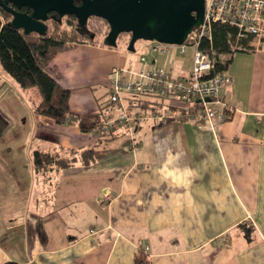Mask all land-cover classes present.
Returning a JSON list of instances; mask_svg holds the SVG:
<instances>
[{
  "label": "crops",
  "instance_id": "obj_1",
  "mask_svg": "<svg viewBox=\"0 0 264 264\" xmlns=\"http://www.w3.org/2000/svg\"><path fill=\"white\" fill-rule=\"evenodd\" d=\"M255 45L253 39L250 50L233 54L225 70L232 79L220 91L226 110L221 125L212 130L197 120L143 119L132 134L123 125L124 136L99 149L93 164L59 174L42 219L34 213L30 149H79L91 137L75 123L42 127L28 89L5 74L0 264H134L141 246L151 264H264V40ZM87 48L122 62L106 66L99 78L87 77ZM126 61L122 52L83 44L58 53L51 66L70 90L71 110L84 114L99 108L103 95L95 86L106 92L112 70L127 68ZM133 109L130 115L140 113ZM145 121L149 125L141 126Z\"/></svg>",
  "mask_w": 264,
  "mask_h": 264
},
{
  "label": "trees",
  "instance_id": "obj_2",
  "mask_svg": "<svg viewBox=\"0 0 264 264\" xmlns=\"http://www.w3.org/2000/svg\"><path fill=\"white\" fill-rule=\"evenodd\" d=\"M11 16L0 7V68L21 90L36 87L41 99L34 102L30 97L31 107L36 114L53 118L57 123L64 124L72 115L70 107V90L61 85L60 73L51 66L53 58L62 51L73 47L70 36L59 32L25 34L22 29L11 24ZM70 40V41H68ZM253 35L237 39L235 26L215 22L211 26V39L202 38L199 49L214 52L217 70H226L233 54L250 50ZM238 46L235 48L234 45ZM224 59H222V57ZM2 85V84H1ZM0 85V86H1ZM168 96L140 95L134 98V109L144 114L159 111L167 106ZM225 110V107H224ZM226 111V110H225ZM113 113V106L101 103L98 110L84 114H75L78 126L83 132H97V138L79 149H62L60 151H43L36 149L31 154L33 167V187L35 214L43 217L44 206L50 211V201L54 200V190L58 184L59 174L76 164L89 166L97 159V151L114 139L122 138L123 125L117 124L107 131H100V125ZM74 116V115H73ZM226 119V117H225ZM38 210V211H37ZM37 211V212H36ZM37 232L41 240L46 236L41 220L37 223ZM2 264H21L6 260ZM134 264H151V258L144 246H141L134 257Z\"/></svg>",
  "mask_w": 264,
  "mask_h": 264
},
{
  "label": "built area",
  "instance_id": "obj_3",
  "mask_svg": "<svg viewBox=\"0 0 264 264\" xmlns=\"http://www.w3.org/2000/svg\"><path fill=\"white\" fill-rule=\"evenodd\" d=\"M215 22L235 26L237 39L253 35L255 47H258L264 40V0H204L201 23L181 44L142 40L150 45L149 56L144 53L139 56L142 66L137 71L121 67L113 71L108 95L113 113L108 114L99 130L107 131L122 124L132 134L143 119L161 123L197 120L212 130L221 125L226 113L220 91L232 78L225 70H217L213 51L208 53L199 49L202 38L211 39V26ZM186 46L194 48L192 62L186 71L173 75L170 67L157 65L154 54H164L169 47H177L183 52ZM140 95L168 96V104L146 117L142 113L130 115L128 110L134 108V98ZM93 134L96 136L97 132ZM132 142L133 139L131 145H134Z\"/></svg>",
  "mask_w": 264,
  "mask_h": 264
},
{
  "label": "water",
  "instance_id": "obj_4",
  "mask_svg": "<svg viewBox=\"0 0 264 264\" xmlns=\"http://www.w3.org/2000/svg\"><path fill=\"white\" fill-rule=\"evenodd\" d=\"M9 3L31 13L13 10ZM0 7L12 14L11 24L25 34H43L42 21L49 12L74 15L81 26L90 16L100 17L109 25L104 43L116 47L118 36L127 33V50L132 52L138 40L181 44L204 14V0H81L80 5L74 0H0Z\"/></svg>",
  "mask_w": 264,
  "mask_h": 264
},
{
  "label": "rangeland",
  "instance_id": "obj_5",
  "mask_svg": "<svg viewBox=\"0 0 264 264\" xmlns=\"http://www.w3.org/2000/svg\"><path fill=\"white\" fill-rule=\"evenodd\" d=\"M89 26L95 32V38L94 39H89L88 37H83V36H75L71 32L72 27H70L69 24L64 25V27L68 32H71V33H65V32H63V33L66 34L67 37L68 36H70V38L72 37L71 39L73 40V43H72L73 47L78 46V45H83V44H91V45L99 46V47H107L111 50H115L117 52L123 53V58L127 59L126 63L123 66L127 67V69L130 68L133 71H137L138 69L141 68L142 65L140 63L139 56L143 53L148 55V52L150 51V45L149 44L147 45V43H144V41L138 40V41H136L135 46H134L135 50L133 52L128 51L127 46H128V42L130 39V34L123 33V34H120V36L117 39V46L111 47V46L106 45L103 41V36L105 35V33L108 30L107 25H105L104 23L102 24L95 19H92L89 22ZM64 27H63V29H64ZM61 28H60V30H62ZM51 32L61 33L59 31V29H53V28L49 29V31H48V33H51ZM68 41H70V40H68ZM168 49L169 50L164 54H154V56L156 57L157 65H163L166 67H170L173 75H178L181 69L186 70L187 68L190 67V64L192 62V55L194 53V48L192 46H186L183 52H181L179 50V48H177V47H171V48L169 47ZM68 50H70V49H68ZM65 51H67V50H65ZM62 52H64V51H62ZM59 53H61V52H59ZM84 53H86V54L82 58V63H83V65H85L87 67V68H85V75H87V77L92 76V78H99L102 75V73H104V71H105L104 69H106V66L110 67L114 61H115V63L116 62H120V63L122 62L120 60V56L114 55V54H112V53H110L104 49H95V48H89L88 49L87 48V49H84ZM120 63H118V64H120ZM120 66H122V65H120ZM116 68H119V67H116ZM116 68H114L110 74L111 79H112V73ZM121 68H124V67H121ZM4 75H5L4 71L0 68V83H2V85L4 83L2 80L3 79L2 77ZM111 79H110V82L108 84V90L106 92H104V87L102 85H96L95 86V89L98 90V91H95V94L97 96L99 94L103 95L102 97L97 99L99 102L98 103L99 106L101 103H104V104L107 103L108 95L110 93ZM105 90H106V88H105ZM28 91H29V94H28L29 97L32 100H34V102H38L41 99L40 93L36 87H30V88H28ZM30 108H31V111L33 112L34 111L33 108L31 106H30ZM138 112H139V110H138ZM149 113L150 112L145 113V117L147 115H150ZM33 114H35V116L38 119H40L39 124L42 127L50 128L54 125H60L53 118H50L51 119L50 120L49 117L44 116L42 114H36L34 112H33ZM75 114H78V113H75L72 111V115H70V117H68V119L65 121L64 124L68 125L67 127H69L73 123H75L78 126V124H77L78 118H77V116H75ZM146 123H147L146 121L142 122L141 126L145 125ZM147 124L149 125V123H147ZM60 131L63 132V130L61 128H59V132ZM59 132H55V133L58 134ZM69 132L70 131L68 128L67 129V135ZM148 134H149V132H148ZM89 135H90L91 141H92L93 140L92 136L94 135L93 132L89 133ZM147 137H149V135H147ZM93 138L95 139V138H97V136L94 135ZM142 140L145 141L143 137H142ZM34 150H36V148H31L29 151L30 160H31V154L33 153ZM31 169L33 170L32 163H31ZM67 169H69V168H67ZM59 178H60V175L58 176V182L60 180ZM104 199L105 198L103 196L102 200H104Z\"/></svg>",
  "mask_w": 264,
  "mask_h": 264
},
{
  "label": "flooded vegetation",
  "instance_id": "obj_6",
  "mask_svg": "<svg viewBox=\"0 0 264 264\" xmlns=\"http://www.w3.org/2000/svg\"><path fill=\"white\" fill-rule=\"evenodd\" d=\"M74 3L76 5H80L81 4V0H74ZM8 6L10 8H12L13 10H16V11H19V12H22V13H27V14H30L31 13V10H29V9H27L25 7H21L20 9H18L12 3H9ZM6 12L12 18V14L10 12H8V11H6ZM92 19H95L98 22H100L102 24L104 23L105 25H107L108 30L105 33V35L103 36V41L105 42V38H106V36H107V34L109 32V25L107 24V22L104 19H102L100 17H96V16H90V17H88L86 19L85 24L83 26H81L79 24V21H78L77 17L74 16V15H64V16H61L60 17L56 12H49L47 14V18L42 21V23L45 25V31H44L43 34L48 33L49 29L53 28V29H59V31L61 33L62 32H65V33H71L72 32L75 36H83V37H88L89 39H94L95 38V32L89 26V22ZM68 24L70 25V27H72V31L71 32H68L65 29V27H64V25H68ZM63 27H64V29H63ZM60 28L62 30H60Z\"/></svg>",
  "mask_w": 264,
  "mask_h": 264
}]
</instances>
